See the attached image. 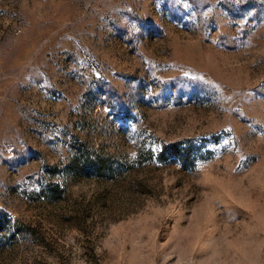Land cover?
Instances as JSON below:
<instances>
[{
    "label": "rangeland",
    "instance_id": "obj_1",
    "mask_svg": "<svg viewBox=\"0 0 264 264\" xmlns=\"http://www.w3.org/2000/svg\"><path fill=\"white\" fill-rule=\"evenodd\" d=\"M0 264H264V0H0Z\"/></svg>",
    "mask_w": 264,
    "mask_h": 264
}]
</instances>
